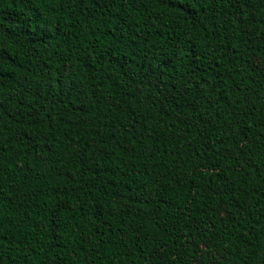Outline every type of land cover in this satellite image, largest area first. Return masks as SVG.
I'll return each instance as SVG.
<instances>
[{
  "label": "trees",
  "instance_id": "1",
  "mask_svg": "<svg viewBox=\"0 0 264 264\" xmlns=\"http://www.w3.org/2000/svg\"><path fill=\"white\" fill-rule=\"evenodd\" d=\"M0 264H264V0H0Z\"/></svg>",
  "mask_w": 264,
  "mask_h": 264
}]
</instances>
